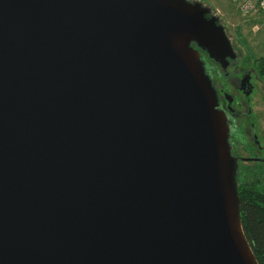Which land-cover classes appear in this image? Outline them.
I'll return each mask as SVG.
<instances>
[{"label": "water", "instance_id": "water-1", "mask_svg": "<svg viewBox=\"0 0 264 264\" xmlns=\"http://www.w3.org/2000/svg\"><path fill=\"white\" fill-rule=\"evenodd\" d=\"M209 13L0 0V264H257L199 50L235 54Z\"/></svg>", "mask_w": 264, "mask_h": 264}, {"label": "flooded vegetation", "instance_id": "flooded-vegetation-1", "mask_svg": "<svg viewBox=\"0 0 264 264\" xmlns=\"http://www.w3.org/2000/svg\"><path fill=\"white\" fill-rule=\"evenodd\" d=\"M197 3V2H191ZM218 25L219 20L217 21ZM228 38V36H227ZM232 50L235 54V57L230 59L227 58V67L223 69L219 62L212 60L221 70L226 71L237 58V51L234 48L231 40L228 38ZM244 48V45L242 46ZM200 52V51H199ZM200 52V56H201ZM202 60V59H201ZM252 61V67L256 72V75L252 73L244 64L237 68L236 77L232 81H214L211 76L206 72L213 89L216 92V97L218 100L219 111L224 112L229 127L228 142L230 146V153L232 157L236 160V171L240 166L248 164H258L260 167L264 168V76L260 74ZM249 62V61H248ZM204 64V63H203ZM205 68V65H204ZM230 69V68H229ZM254 77H253V75ZM228 89V91H226ZM258 108V110L256 109ZM245 109V111H242ZM249 123V127L245 124ZM233 125V126H232ZM239 125L241 127H239ZM245 127H248L247 129ZM250 137L252 143L248 145L245 142L242 143V140L248 139L245 134ZM240 137L241 144L245 145L247 156H237L235 155L234 147L235 143ZM239 142V141H238Z\"/></svg>", "mask_w": 264, "mask_h": 264}, {"label": "rangeland", "instance_id": "rangeland-1", "mask_svg": "<svg viewBox=\"0 0 264 264\" xmlns=\"http://www.w3.org/2000/svg\"><path fill=\"white\" fill-rule=\"evenodd\" d=\"M187 2H197L201 4L203 7H206L210 10L209 15L215 16L219 20L220 26L224 28L226 36L231 40L234 48L237 51V58L235 62L229 67L226 71L221 70L211 59L203 56V63L205 64L206 72L211 76L214 81H232L236 77V70L237 68L241 67L245 62L246 67L252 73L256 75L255 70L252 67V61L258 58H264V18L257 17L256 21L247 20L246 18L242 17L238 14L235 4L232 0H186ZM244 45V48L242 46ZM249 61V62H248ZM253 75V74H252ZM254 77V75H253ZM257 77V75H256ZM255 78V77H254ZM264 91V89L262 88ZM228 91V89H226ZM258 110V108H256ZM242 111H245L243 109ZM250 123V122H249ZM249 123L246 122V126L249 127ZM233 126V125H232ZM239 127H241L239 125ZM248 127H245L246 129ZM246 133V132H245ZM248 139L244 138L242 143L245 142L248 145L252 143L250 137L245 134ZM236 138V137H234ZM237 140V138H236ZM239 141V142H238ZM234 147L235 155L243 156L248 155L245 145L241 144L240 137L235 143ZM249 153V152H248ZM257 164H249V167L254 168ZM261 166V165H260ZM248 167L244 165L243 167L240 166L238 170H242V168ZM263 169L264 173V168ZM253 177L248 176L247 180H252ZM264 181V176H263Z\"/></svg>", "mask_w": 264, "mask_h": 264}, {"label": "trees", "instance_id": "trees-1", "mask_svg": "<svg viewBox=\"0 0 264 264\" xmlns=\"http://www.w3.org/2000/svg\"><path fill=\"white\" fill-rule=\"evenodd\" d=\"M208 17H211V15H208ZM194 47L197 48L196 46ZM199 51L203 53V56L208 58L204 51ZM203 56L201 54L202 60ZM254 65L258 72L264 76V58L256 59ZM248 176H252L253 179L248 181ZM263 176V169L258 164L254 168L245 167L235 172L242 229L257 264H264Z\"/></svg>", "mask_w": 264, "mask_h": 264}, {"label": "built area", "instance_id": "built-area-1", "mask_svg": "<svg viewBox=\"0 0 264 264\" xmlns=\"http://www.w3.org/2000/svg\"><path fill=\"white\" fill-rule=\"evenodd\" d=\"M238 14L247 20L256 21L257 17L264 18V0H232Z\"/></svg>", "mask_w": 264, "mask_h": 264}]
</instances>
